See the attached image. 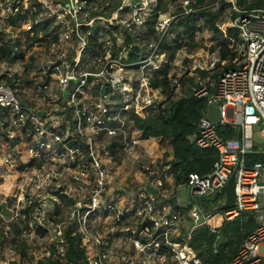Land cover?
I'll use <instances>...</instances> for the list:
<instances>
[{"label":"built area","instance_id":"1","mask_svg":"<svg viewBox=\"0 0 264 264\" xmlns=\"http://www.w3.org/2000/svg\"><path fill=\"white\" fill-rule=\"evenodd\" d=\"M132 1L119 0L116 6L107 3L110 8V16H106L102 12L94 18L90 17L86 23H82L79 18L82 14H87L90 0H35L34 5H29V0H0V35L3 33L1 30L9 27L13 29L19 23L26 28V32H32L33 35L36 26L43 21L56 20L63 24L67 18H72L77 26L76 39L83 40L82 35L78 32L79 29H84L83 26H88L87 29L94 27L95 20H107L105 22H109V24L117 22L115 24L125 27L128 32L136 33L139 42L143 43L146 48V54L141 60L137 62L128 61L129 64H140V67L153 65L156 69L172 63L162 50L163 41H179L182 43V48L179 51H183L193 69L210 73L221 68L213 86V92H210L208 85L202 82L192 86L190 90L196 96L208 97V104L214 102L220 106L223 124L229 123L235 127L237 129L236 136L230 139L222 137L217 132L218 125L212 124L206 118V109L197 124L196 132L191 136V140L199 147L217 149L218 160L210 172L204 175L191 172L186 183L170 189L172 184L168 180L170 174L167 172L163 178L159 176L160 171L156 166L147 165L144 166L145 170H152L154 178L142 187V191L133 199L132 203H120V199L110 198L109 192L115 175L113 174V162L109 163L106 158L114 159L116 148L113 149V139L118 140L121 137L123 145L120 146V150L136 153L134 157L139 159L136 147L142 146L141 143L144 139L134 138L131 135L130 123L127 118L128 112L133 111L145 117L142 113L145 107L158 109L161 102L157 101L158 94H155L154 91L159 94L162 91L160 87L152 86V77H148L145 73L137 84L128 76L124 79L115 74L110 75L114 66H119V63H114L111 60L117 56V52L115 53L111 47L110 51H104L105 54L102 58L108 55L110 61L101 70L92 68L82 70L79 73L77 68L78 63L81 62L79 56L78 59L70 60L71 66L59 78L60 85L65 87L63 93L73 90L67 100L69 106H66L70 111L77 103L78 92L83 93L81 89L91 80H98L99 76L104 74L110 76L106 83L102 82L100 85L102 90L100 95L104 97L110 93L109 88L119 86L123 92V97L119 99L117 106L111 105L110 99L106 98L104 99L105 103L99 102L97 104L96 111L86 110L77 104L71 115L78 137L84 138V125L91 124L96 129L98 136H104L106 139L100 138L101 144L96 140L89 141L85 147L73 145L72 148H69L66 146L63 151L59 152L57 156L61 163L66 162L63 159L65 154H67L68 159L71 158L73 162H77L78 170L73 175L71 186L66 187L59 181L61 175L52 163H42L37 166L36 161H33L34 157L31 155L28 159L29 165L36 166V169L31 177H26V184H34L37 189L47 190L52 185L50 183L56 179L58 182L56 184L57 197L62 195L74 200V203L68 207H72L73 222L71 224H74L75 232L81 236L82 244L86 247L87 260L84 264H204L202 258L189 244L195 227L188 230L185 223L188 217H193L196 221L197 215L195 211L186 215L185 208L173 204L174 190L187 188L191 197L209 196L225 187L233 171L240 163L236 174L235 206L223 212V219L233 221L248 213L254 216L257 227L244 239L230 264H264V163L258 162L247 166L245 161L246 154L255 149L254 129L262 127L264 132V8L245 9L238 5L237 0H226L238 13L228 24L223 22L227 29L235 28L238 30L237 37H228L229 47L237 53L236 58L231 61L222 58L219 49L205 55L197 52L189 53L186 43V27L174 28L179 17L187 15H191L192 19H200L205 25L204 18L197 14L199 10L196 6L197 0H181L183 10L178 14L159 9L152 24H149V21L156 14L160 0H134L135 3ZM222 2L223 0H217L214 6H219ZM39 9L41 12L34 18V13ZM17 15L22 17L16 18L15 25H12L11 19ZM176 20L177 22H175ZM191 26L192 23L189 24L190 28ZM218 27L223 29L221 24ZM152 33L157 36L155 39L150 38ZM226 33L227 31L224 30L225 35H227ZM63 36L66 39L69 37L64 33ZM94 39L98 41L99 37L95 34L92 37H86L85 42L80 44L81 49H85L87 52L90 43L96 42ZM6 41L8 44L14 41V38H7ZM103 46L105 47V43ZM2 48L9 49L11 56L17 55L10 47ZM91 54L93 57L96 55L95 52H91ZM19 56L12 62L7 58L0 57V115H9L16 126L30 124L34 133L40 138L39 147L41 150L50 152L51 147L49 146L51 145L48 144V136L51 134L54 143L61 141L62 137L57 132H52L48 121L34 114L31 106L20 98L16 87L17 83L14 84L15 80H21L19 78L21 73L15 67L16 62H19L17 61ZM61 56L65 57L66 52L63 51ZM73 57L74 55L71 56V58ZM230 62L234 63L235 67L226 69L224 65ZM181 67H183V61ZM46 68H48V75L50 76L57 73L58 70L56 64L42 65L39 69L46 72ZM126 68L127 65L124 62L121 63V70ZM168 75L170 92L174 95L181 87V79L184 77V73L178 69L175 73ZM37 84L42 89L48 87V82L44 80L38 81ZM73 86L74 88L70 89ZM99 99L103 98L100 97ZM140 101L144 105L141 106ZM163 109L167 108L163 106ZM229 109L232 111L229 112ZM240 127L243 128L242 138L238 135ZM9 128L14 127L9 122L5 123L0 119V145H3V149L7 151V155L4 157V162L7 165L13 161L10 150H19V147L16 148V146L22 141L17 138L12 139L13 145L9 148L8 138H13L15 131ZM87 138L89 139V137ZM145 140L150 141V139ZM106 141H108L107 144ZM40 148L30 147L29 152L35 155ZM145 152L150 159L153 158V152L150 153L149 150ZM85 158L87 159L85 160ZM146 185L156 187L158 192L148 193L145 190ZM87 191L89 195L82 197V194ZM26 202L29 203L28 208L36 203H33V197H27ZM39 206L41 207L39 210L44 207L40 204L36 206V209ZM214 211L205 212L207 216H205L204 224L209 226L208 222L213 218ZM210 229L219 234L218 229L211 227ZM53 238L57 248V256L63 258L66 252L64 232L59 230L53 234ZM50 254V250L41 253V257L35 264L39 260L49 257ZM1 264L9 263L3 262Z\"/></svg>","mask_w":264,"mask_h":264},{"label":"rangeland","instance_id":"2","mask_svg":"<svg viewBox=\"0 0 264 264\" xmlns=\"http://www.w3.org/2000/svg\"><path fill=\"white\" fill-rule=\"evenodd\" d=\"M118 1L119 0H90V7L87 9V14H82L79 21L86 23L90 17L94 18L102 12H104L106 16H110V8L107 6V3L115 4ZM252 1L253 0H248L247 2L250 3ZM34 3L35 0H29V5H34ZM164 5H167L168 9L173 11L172 13L178 14L183 10L181 7V0H166ZM213 9L220 13V19L225 24H228L238 15L231 4L226 0H223L219 6L215 5ZM37 11L41 12V10ZM183 18L180 16L178 21ZM186 19L187 18H185V20ZM195 20L199 23L198 25L203 26L200 24L201 22L199 20ZM105 21L107 20H95L94 27L87 29L88 26L85 25L83 26L84 29H79L78 32L82 35L84 41L76 39L75 31L77 26L75 20H72V18H67L63 24L56 20L52 21L51 30L47 36L41 35L42 40L33 44L31 42L32 32H26V28L20 23L13 29L9 27L1 30L3 33L0 35V37H2V39H0V46L6 48L10 47L17 55L20 51L23 52V55H20V58L17 60L19 62H16L15 65L21 73L20 76L18 75L21 80L14 81V84L17 83L16 87L20 98L22 101L26 102L27 105L31 106L34 114L46 119L49 127L52 128V132L55 131L61 135L62 140L54 143L50 134L48 136V144L51 145L49 146L51 147V151H42L39 147L40 138L34 133L30 124L26 126H16L13 124V119H11L9 115H0L2 121H5V123L9 122L13 125L14 128L9 129L15 130L13 132V138H8V147L10 148L13 145L11 142L12 139L17 138L24 142L23 148L19 147V150L15 151L10 150V156L13 158L10 165L5 163L2 166L0 165V264L3 262L9 264H35L41 257V253L48 252L55 243L53 234H56L59 230H62L63 233L65 228L73 222L71 217L72 207L66 206L64 200L62 201V199H59L56 195V184L58 183L56 179L50 183L52 185L47 190L37 189L34 184H26V177H31L36 169V166L29 165L28 159L30 155L34 157L33 161H36L37 166L42 163H52L53 167H55L61 175L59 181L66 187L71 186L73 184V175H75V171L78 170V165H76L77 162H73L71 158L68 159L67 154H65L63 159H65L66 162L61 163L57 156L59 152L63 151L66 146L69 148H72L73 145L85 147V145H88L89 141L96 140V142L101 144L100 142L102 141H100V138L103 140L106 139L104 136H98L96 129L93 128L91 124L84 125V138L81 139L78 137L74 129V120L71 116L74 111L73 109H75L78 104L86 110L91 109L96 111L97 104L99 102L105 103L104 99L106 98L110 99L111 105L117 106L119 104V99L123 97V92L119 86L109 88L108 90L110 93H108L106 97L100 95L102 92L100 88L101 83H106L108 81L107 79H110L109 75L104 74L99 76L98 80H91L87 83L81 89L83 93L78 92L77 103L70 111L66 106H69L67 100L73 93V90L68 93H63L65 87L60 85L59 80L62 74L71 66L72 62L70 60L73 61V59H78L80 56L81 62L78 63L79 66L77 67L79 73L82 70L92 68L99 71L110 61L108 55L104 58L100 57V52L102 49H104V51H110L113 38H115L116 41L113 50L115 53L117 52V56L111 58V60L114 63H119V66H114L110 75L115 74L124 79L128 76L132 78L135 84L138 83V80L144 73L148 75V77H153V70L156 69L153 65L140 67V64L130 65L128 62L131 54L133 55L135 52L138 56L146 54V48L143 43L139 42L140 40L137 34L128 32L125 27H122L120 24H115L117 22L109 24V22ZM175 22H177V20ZM224 23H221L223 29L220 30L222 32H224V30L227 31ZM63 33L69 35V37L66 39ZM56 34H58V36L55 39ZM94 34L99 37L98 42H101L102 46H96L94 45L95 42L93 43L92 41V44L90 43L88 50H86L87 52H85V49H81L80 44L85 42L86 37H92ZM214 36L215 34L212 31H209L207 28L203 29L198 34L197 43L204 46L205 42L213 41V44H215L217 41H214ZM189 37L191 36L188 32L186 35V43H189ZM7 38H14V41L7 44ZM150 38L155 39L156 35L152 33ZM130 42L132 43L128 45ZM104 43L105 47L103 46ZM84 45L86 46V44ZM136 48L139 50L136 51ZM63 51L66 52L65 57L61 56ZM91 52L96 53L95 57L92 56ZM73 55L74 57L71 58ZM125 55L126 58H124ZM171 61V70L169 74L175 73L178 69H181L182 73H184V80L181 82L179 91L172 95L175 99L186 94L187 90L199 82L211 87V81L215 82V75L221 71V68L210 73H203L199 70H195L191 66L189 59L185 58V55L182 53L179 55L177 54L175 59ZM182 61L183 67H181ZM123 62L127 65V68L122 71L121 63L123 64ZM52 64H56L58 67L57 73L52 74V76L48 75V68H46V72L39 69L42 65L48 66ZM40 80L48 82V87L46 89L38 87L37 83ZM73 88L74 86L70 89ZM154 93L158 94L157 101L161 103L170 96V91L165 94H162V91H160V94L157 91H154ZM100 97L103 99H99ZM140 104L141 106L144 105L142 101H140ZM164 106L166 107V105ZM150 111L151 108L148 106L144 108L142 113L147 116ZM129 127V130L131 129V135L134 138H140V132L133 127L132 123H130ZM87 137H89V139ZM74 140L76 141L73 142ZM254 140L257 148H259L260 151H264V132L262 131V127L254 129ZM155 141L157 142L155 143ZM107 143L108 141H106V144ZM148 146L149 147H136L139 159L134 157L136 153L121 151L119 145H117L114 151V159L111 160L110 158H106L109 163L113 162V174L115 175V180L109 192L110 198L120 199V203H132L133 199L142 191V187L154 178L152 176V170L146 171L144 166H156L160 171L159 176L163 178L166 176L167 172L169 173L170 170L168 169H170V166L166 167L170 161V153L166 150L168 148V141L165 139H161L160 141L157 139L150 140ZM1 147L3 148V145H1ZM30 147L35 149L40 148V150L37 154L32 155L29 152ZM148 148H155V154L152 159H150L145 152ZM153 149H151V151H153ZM142 150L144 152H141ZM86 159L87 158H85V160ZM24 160L27 162L24 163ZM80 161H82V159H80ZM27 164L28 167L21 170V167ZM89 172L90 174L92 173L91 168ZM168 178L169 182L172 183L170 189L176 188L177 185L174 182L172 174H170ZM174 191L175 193L172 200L181 208H185L186 215L192 214L195 207H198L201 213L211 210H220L226 199V193L223 189L217 190L209 196H192L191 200L189 199V190L187 188H177ZM88 195L89 192L87 191L85 194H82V197ZM27 197H33V203H36L28 212H24V210L28 209L29 205V203L26 202ZM40 204L44 205L43 209L39 210L41 208L40 206L36 209V206ZM191 205L193 206L192 209H188ZM22 210L23 212H21ZM196 222L197 220L195 221L193 217H188L185 222L186 228L190 230L195 227L194 229L196 230L206 225L203 224L198 226ZM208 223L211 228L218 229L223 228L225 220L223 217L215 215ZM40 228L46 229L45 235L38 232Z\"/></svg>","mask_w":264,"mask_h":264},{"label":"trees","instance_id":"3","mask_svg":"<svg viewBox=\"0 0 264 264\" xmlns=\"http://www.w3.org/2000/svg\"><path fill=\"white\" fill-rule=\"evenodd\" d=\"M166 0H160L156 14L152 16L149 24L154 23L156 15L159 9H166L164 5ZM217 0H197L196 6L199 8L197 14L205 19L208 29L215 34V40L217 44L211 47V51H215L219 48V54L224 59L233 60L236 58L237 53L229 47V40L224 38L225 34L218 27L223 23L220 19V13L215 11L214 4ZM248 0H237V3L245 9L264 8V0H253L248 3ZM116 2L114 5H118ZM40 10V9H39ZM39 14L38 11L34 13V18ZM21 15L12 17V25H15L16 18H21ZM184 17V18H183ZM174 28L184 26L189 27L191 15L182 16ZM185 18H187L185 20ZM51 20L43 21L36 26V29L31 37V42H40L41 35L47 36L51 30ZM228 37H237L238 30L235 28L227 29ZM58 34L55 35V39ZM96 46H102L101 42L94 39ZM115 47V38H113ZM182 43L179 41L171 42L164 40L162 43V50L166 53L169 60H173L177 49L181 48ZM139 50L138 48L135 49ZM135 52V51H134ZM0 53L2 58H7L9 61H14L17 56L23 55V52H19L16 56H11L9 49L0 47ZM104 49H102L100 56L104 55ZM143 56H138L137 53L131 54L129 62H137L141 60ZM226 69L234 68L235 64L230 62L224 65ZM137 67V66H136ZM169 67H161L153 70V77L151 84L154 87H160L165 92L170 91V79H169ZM184 77L181 79V82ZM193 80V79H191ZM210 88V92L214 91V88ZM106 89V87H105ZM104 89V91H106ZM166 105L167 109H163ZM208 106V97L196 96L189 89L186 94L179 98H173L172 93L163 103L160 104L158 109H151L150 113L143 117L133 111L128 112V121L132 123L133 127L140 132L141 139H149L151 137H161L169 140L172 147L173 157L169 161L170 171L174 178V182L177 186L186 183L187 178L191 172H197L199 174H207L213 169L215 162L218 160L219 153L214 147L202 148L197 146L192 140L191 136L196 132L197 124L202 118L204 111ZM217 132L225 139H230L236 136L237 129L229 123L221 124L217 126ZM117 145H123L121 137L118 140L113 139V149ZM247 166L254 165L258 162L264 163V152L254 149L245 156ZM34 164V163H32ZM25 166L21 167L23 170ZM65 205L69 206L74 203L72 198H68L62 195H58ZM173 204L176 202L173 200ZM192 205L188 209H192ZM177 208H180L177 206ZM30 208L24 210L28 212ZM225 210H215L212 217L218 215L223 217ZM23 212V211H22ZM257 227L254 216L251 214H245L244 217L238 218L233 221H225L223 228H218L219 234L213 232L208 225L201 226L194 230L189 244L194 248L198 255L202 258L204 264H230L232 259L237 254L240 245L244 239ZM38 232L42 235L46 234V229L40 228ZM64 240L66 244V252L63 258L57 256V248L53 244L51 246V254L49 257H45L37 262V264H84L86 262V247L82 244L81 236L75 232L74 224L68 225L64 230Z\"/></svg>","mask_w":264,"mask_h":264},{"label":"crops","instance_id":"4","mask_svg":"<svg viewBox=\"0 0 264 264\" xmlns=\"http://www.w3.org/2000/svg\"><path fill=\"white\" fill-rule=\"evenodd\" d=\"M167 6V5H166ZM164 10V9H163ZM164 11H170V12H173V11H171L170 9H168V7L164 10ZM236 17V16H235ZM234 17V18H235ZM192 19V18H191ZM201 23V25H203L202 24V21L200 20V19H198ZM205 20V19H204ZM192 23V26H191V28L190 27H188V28H186V35H187V33L189 32L190 33V36L191 37H189V43H187V45H188V52L190 53H194V52H197L198 54H201V55H205V54H207V53H212V52H214V51H211V47L213 46V45H215V44H217V43H215V44H213V41H210V42H205V45L204 46H201V45H199L198 43H197V41H198V34L200 33V31H202L203 29H208V27L206 26V22H205V25H203V26H200V25H198L199 23H197L196 22V20L194 19H192V20H190V23L189 24H191ZM206 27V28H205ZM209 30V29H208ZM210 31V30H209ZM214 33V32H213ZM224 33V32H223ZM157 37V36H156ZM224 38H226V39H228V36L227 35H225L224 36ZM229 40V39H228ZM214 41H215V36H214ZM210 44V45H209ZM213 44V45H212ZM229 44H230V41H229ZM128 45H130V44H128ZM181 48H182V46H181ZM181 48H179V49H177V51H176V55L178 54H180V53H182L183 54V51H179ZM219 49V48H218ZM216 51V50H215ZM176 55H174V58L173 59H175V56ZM168 67H169V69H171V65H168ZM218 75H219V73L218 74H216L215 75V82H212L211 81V83H210V86H211V88H214L213 86L215 85V83H216V81H217V78H218ZM188 91V90H187ZM166 92L162 89V94H165ZM150 140H163V138H161V137H158V138H156V137H151V138H149ZM165 139V138H164ZM165 140H167V139H165ZM168 141V148L166 149L169 153H170V160H171V158L173 157V151H172V147H171V145H170V143H169V140H167ZM157 141H155V143H156ZM21 144H19L18 143V146H16V148H18V147H21V148H23V144H24V142H23V140L20 142ZM149 143H150V141H146V140H143L142 141V143H141V145L142 146H146V147H149L148 145H149ZM255 144V143H254ZM160 147H161V145H160ZM151 149H153V148H151ZM151 149L150 148H148L147 150H149V152L151 153V152H153L154 154H155V148L153 149V151H151ZM255 149H259V148H257V146H256V144H255ZM145 150V149H144ZM164 150V149H163ZM162 150V151H163ZM260 150V149H259ZM141 152H144L143 150L141 151ZM7 155V151L6 150H4L2 147H1V145H0V165L2 166V165H4V158L3 157H5L6 155ZM154 154H153V156H154ZM25 155V154H24ZM23 155V156H24ZM22 156V157H23ZM161 156V155H160ZM162 157V156H161ZM24 163H26V161L24 160L23 161ZM168 165V167L169 166H171L170 164H167ZM167 165H166V167H167ZM23 166H25V168L27 167V165H23ZM24 168V169H25ZM169 170V169H168Z\"/></svg>","mask_w":264,"mask_h":264},{"label":"water","instance_id":"5","mask_svg":"<svg viewBox=\"0 0 264 264\" xmlns=\"http://www.w3.org/2000/svg\"><path fill=\"white\" fill-rule=\"evenodd\" d=\"M132 3H135L133 0ZM72 85V83H71ZM232 109H229V112H231ZM206 118L214 125H221L223 124V115H222V110L221 107L218 106L214 102H210L207 106V113H206ZM238 135L240 138L243 136V128L240 127ZM240 167V163L237 165V168L233 171L232 175L230 176L227 184L223 188V190L226 193V201L224 205L220 208V210H228L231 209L235 206L236 202V174L237 170ZM145 189L148 193H157L158 189L152 185H146ZM189 199L191 200V195H189ZM194 211L197 215V225H203L205 223V216H207V213L202 214L200 209L198 207L194 208Z\"/></svg>","mask_w":264,"mask_h":264}]
</instances>
